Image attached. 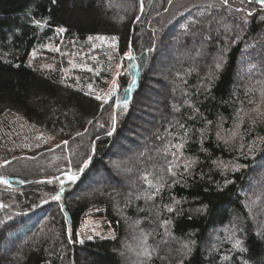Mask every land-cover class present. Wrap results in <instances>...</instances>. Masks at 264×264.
<instances>
[{
    "label": "trees",
    "instance_id": "trees-1",
    "mask_svg": "<svg viewBox=\"0 0 264 264\" xmlns=\"http://www.w3.org/2000/svg\"><path fill=\"white\" fill-rule=\"evenodd\" d=\"M127 1L134 4L132 11L122 24L114 23L104 2L117 5ZM138 1L0 0V118L14 114L64 142L10 164L6 174L0 172V264H124L119 256L122 238L138 228L145 236L155 235L161 245L172 244L145 264H264V238L256 234L246 211L247 179L242 172L244 167L254 166L250 153L258 150L264 137V44L255 45L256 40H264V5L259 0ZM203 14L227 19L226 30L218 36L205 33L207 18ZM172 26L176 27L173 36L180 42L175 43L178 52L187 48L192 57H199L207 40L209 59L218 57V63L206 66L195 60L193 65L179 68L180 78H170L172 92L160 93L156 108L151 109L154 115H147L153 133L145 131L142 136L151 144L161 138L163 142L157 150L146 151V157H137L134 167L138 170L132 181L124 176V182L134 189H125L120 195L106 188L85 192L91 174L107 177L105 161L110 150L135 127L130 119L134 106L143 99L148 55L160 57ZM235 28L237 36L227 34ZM60 29L77 41L95 36L116 38L123 66L120 88L109 110L84 90L63 85L58 76L29 66L30 53ZM241 62L250 70L243 83L236 80ZM126 96L127 109L117 106V99L123 101ZM123 114L128 117L120 124ZM113 116L114 130L110 126ZM96 139L97 144L88 147ZM181 143L183 160L190 167L186 171L179 164L175 176L167 175L169 156ZM68 157L73 162L70 166L64 163ZM86 160L88 166L81 172ZM236 164L244 167L234 171ZM130 169L131 164L126 170ZM153 171L163 187L159 192L148 191L146 196L152 200L147 202L139 196L142 185L135 189L140 176ZM72 174L77 176L74 182L67 178ZM50 187V193L59 199L46 202ZM71 189L80 196L66 203ZM93 207L106 215L116 229V238L80 244L77 231ZM235 218L243 225L238 239H242L243 251L207 248L208 234L228 227ZM11 254H19L20 260L8 259Z\"/></svg>",
    "mask_w": 264,
    "mask_h": 264
},
{
    "label": "rangeland",
    "instance_id": "rangeland-1",
    "mask_svg": "<svg viewBox=\"0 0 264 264\" xmlns=\"http://www.w3.org/2000/svg\"><path fill=\"white\" fill-rule=\"evenodd\" d=\"M83 1L90 2V0ZM138 2L142 3V0ZM104 4L106 6H103V8L105 7L110 10L111 19L116 24H122L125 15L131 12L134 7V4L128 1L127 3L125 2V4L121 2L117 5L110 2H104ZM182 8L183 7H181V10H183ZM119 11L120 13H117ZM207 15L203 14V16L207 18V25L204 30L205 33L218 36L226 30L224 29V25L228 22L227 19L221 18L220 20H216L214 17H209ZM175 29L176 27L172 26V28L168 30L166 34L167 39L164 42L160 57L157 56L154 58L151 54L148 55V65L143 77L144 90L143 93H141L143 99H139L134 106V111L130 119V123L135 127L129 129L122 140L118 141L117 145L120 146V149L116 146L112 151L110 150L107 156L108 159L105 161L109 168L108 172H105L107 177L103 178L101 174H91V177L87 179V186L84 188L85 192L89 193L90 191H96V189L106 188L120 195L121 191L125 189H134V186H130L124 182V176L132 181V178L136 176L135 171L138 170V168L134 167L137 157L141 154L146 157V151L151 153L152 150H157L158 146H161L163 142L162 138L160 140L157 138L158 141L156 144H151L150 141L148 142L142 137L145 131L151 134L153 133L152 129H154V126H152L153 123L147 118V115H154L155 111L153 112L151 109L156 108L159 96L161 95L160 93H164L163 91H167V93L168 91L172 92L170 89V85H172L170 81L172 79L171 77L180 78L179 74L181 71L179 68H182V66L185 68L191 66L195 60H199L206 66H215L218 63V57L209 59V54L207 53V44L209 42H207V40H202L205 41L206 45L203 46L202 54L199 57H192V54H189L187 48H182L180 51H184L178 52L176 44H180V42L173 36ZM238 33L236 28L231 32H227L231 37L237 36ZM96 37L101 36L89 37L79 41L71 40L65 35L64 31L61 32L60 30H56L49 42L35 48L30 53L28 63L30 67L38 69L43 73L58 76L63 85H72L74 89L84 90V92H86L85 95L87 94L95 98L101 103L102 107L109 110L110 101L116 94V90L120 88L118 87V80L122 71L123 57L118 53L116 39L113 42L111 39L112 37L102 36L105 37V39L101 41L96 39ZM196 43L197 42L193 44ZM257 43L264 44V40H256L255 45ZM113 44L115 46H113ZM197 44L200 45L201 41ZM197 48L192 49L196 51ZM149 51L151 53V50ZM152 58H154L153 61H151ZM171 60H173V64H170ZM165 68H167V70H165ZM248 73H250L249 68L245 67L244 63L241 62L236 80L240 83L245 82L248 78ZM249 75L251 78L255 79L252 74ZM113 79L116 81L115 89L112 87ZM262 79L264 81V76H262ZM71 80H73L74 83L71 82ZM174 94H177V92L175 91ZM97 96H100V99H97ZM105 100L107 102H105ZM6 116L9 117L6 119ZM127 117L128 114L120 116V124L127 120ZM146 121L151 124V128L147 126L149 123L147 124ZM43 134L44 133L34 126L28 125L22 121L18 116L11 113L4 114L0 118V172L6 174V169L10 164L20 163L22 160L30 158L41 149H54L64 143L59 138ZM260 140L261 142L258 150L250 153L249 160L254 162V166L251 168L244 167L242 172L246 173L244 179H247L244 185L246 211L254 225L255 232L258 231L256 234L262 239L264 238V137ZM88 143V147L89 145L97 144V139ZM173 154L169 156L168 167L170 166V162L174 164L175 167L173 171L175 172L179 164L185 167V160H183L182 157V149L177 150L176 148V153L175 155ZM149 155L150 154H148V156ZM120 157L124 160L123 162L120 160ZM71 158L73 159L74 156H71ZM71 160H69L68 157V160L64 162L66 166H70L73 163ZM144 162H146L147 165L149 164L147 160H144ZM142 163L143 162L139 160V167L142 166ZM130 164L131 169L127 171L126 169ZM122 170H126L127 173H124ZM89 175L88 173V176ZM145 175L148 176L152 185L157 187L162 185V180L154 175V171L140 176V181L137 183V189L135 190H140V185H142L141 194L139 196L142 200H147L148 202L152 200L150 197L146 196L148 191L153 190L156 192V187L144 181L142 177ZM167 175L171 174L167 173ZM85 178L87 177L85 176ZM52 189L53 187H50L47 190L46 202L56 200L53 199L54 195L50 193ZM2 196L3 195L0 194V197ZM67 196L65 197L66 203L67 201L75 200L80 195L75 192V189H71L67 192ZM93 208L94 209L89 211L85 216L77 231V239L80 244L95 239L114 240L116 238V229L107 221L106 215L101 210L95 209V207ZM39 211L41 212L43 209ZM258 217H261V219L258 220ZM242 227L243 225L240 219L235 218L234 222L229 224L228 227L226 226L225 228L211 231L207 236L205 245L209 249L214 248V251H218L220 247H226L228 252L233 250L238 253L241 251L240 248L242 244V239L241 241L238 240L242 235L239 229H242ZM142 233L138 228V232H133L129 236L122 238L121 252L123 251V253L120 252L119 256L124 264H145L146 261L153 259L154 255L158 254L160 250L166 249L167 247L170 249V246H172L171 243L167 246L161 245L159 242L157 243V237H155V235L149 237V235L145 236ZM237 241L240 242L239 248L234 247ZM9 258L15 259L16 261L20 260L19 254H11L8 259ZM82 260L84 262L88 261L87 258L83 256Z\"/></svg>",
    "mask_w": 264,
    "mask_h": 264
},
{
    "label": "snow or ice",
    "instance_id": "snow-or-ice-1",
    "mask_svg": "<svg viewBox=\"0 0 264 264\" xmlns=\"http://www.w3.org/2000/svg\"><path fill=\"white\" fill-rule=\"evenodd\" d=\"M225 2H227V0H225ZM259 2L262 3V4H264V0H259ZM60 31L62 32V31H64V30H63V29H60ZM96 39L103 41V40L105 39V37H102V36H101V37H96ZM111 39H112V41L114 42L116 38H115V37H112ZM113 46H115V45L113 44ZM126 56H127L128 59H133L131 53H126ZM131 67L135 68L136 65L133 64V65H131ZM118 74H119V73H118ZM135 82H136L135 77H133V79H132V83H135ZM112 87H113V89H115V87H116V81H115V79H113ZM96 98H97V99H100V96H97ZM105 102H107V101L105 100ZM128 103H129V100H128V97H127V96L123 99V101H120L119 98L117 99V106L122 107V108H124V109H127V107H128ZM112 127H113V130H114V129H115V117H114V116H113V125H112ZM181 127H183V125H181ZM111 134H112V132L110 131V132L108 133V135H111ZM158 138H159V137H158ZM175 147L179 150V149H182V148L184 147V144L181 143V144H179V145H176ZM173 155H175V154H173ZM87 166H88V161L86 160V161H84V166L80 168V171L83 172L84 169H85ZM189 167H190V163H186V165H185V170L187 171ZM242 167H244V166H243V165H240V164H236V165H234L233 170H234V171H239ZM173 168H174V164H172V163L170 162V166L167 168V171H168L169 174L175 176L176 173L173 171ZM149 175H150V174H149ZM67 178H68V180L74 182V181L77 179V176H76L75 174H72V175H69ZM142 178L144 179V181H145L146 183H148L149 185H152V182L148 179V176H147V175H145V176L142 177ZM226 183H231V181H226ZM152 186H153V187H156V192H159V191L161 190V188L163 187V185H160V186H158V187H157V186H154V185H152ZM155 194H156V193H153V195H155ZM53 199H59V197H58V196H57V197H53ZM168 211H172V208L169 207V208H168ZM89 238H90V237H89ZM234 247L239 248V247H240V242L237 241L236 244L234 245ZM240 250L243 251V248H240Z\"/></svg>",
    "mask_w": 264,
    "mask_h": 264
}]
</instances>
